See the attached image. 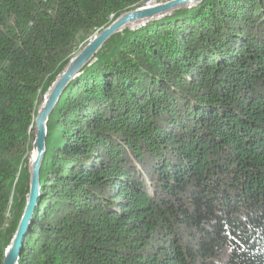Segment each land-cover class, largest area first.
Masks as SVG:
<instances>
[{
    "label": "trees",
    "instance_id": "trees-1",
    "mask_svg": "<svg viewBox=\"0 0 264 264\" xmlns=\"http://www.w3.org/2000/svg\"><path fill=\"white\" fill-rule=\"evenodd\" d=\"M153 0H0V264L36 104ZM18 264H264V0H201L111 37L47 121Z\"/></svg>",
    "mask_w": 264,
    "mask_h": 264
},
{
    "label": "water",
    "instance_id": "water-1",
    "mask_svg": "<svg viewBox=\"0 0 264 264\" xmlns=\"http://www.w3.org/2000/svg\"><path fill=\"white\" fill-rule=\"evenodd\" d=\"M200 1L201 0H154L143 6L120 14L74 54L59 72L46 94L43 95V100L34 118V137L29 157L32 151H34L35 155L29 168V189L26 194V201L20 220L4 250L2 264H18L25 234L40 193V168L46 151L47 121L66 87L81 73L85 66L90 64L98 51L111 37L122 31L127 32L133 30L148 22L172 14L178 9L189 8ZM134 23L138 25L130 28V25Z\"/></svg>",
    "mask_w": 264,
    "mask_h": 264
},
{
    "label": "rangeland",
    "instance_id": "rangeland-1",
    "mask_svg": "<svg viewBox=\"0 0 264 264\" xmlns=\"http://www.w3.org/2000/svg\"><path fill=\"white\" fill-rule=\"evenodd\" d=\"M154 1V0H153ZM156 1H166V0H156ZM152 2V1H151ZM131 28V27H130ZM122 32H124V31H122ZM121 33V32H120ZM113 37H115V36H113ZM53 82V81H52ZM52 82L50 83V85L48 86V88L51 86V84H52ZM47 91H48V89H47ZM46 91V92H47ZM46 92L45 93H43V94H46ZM42 100H43V97L41 98V100H40V102L39 103H37L36 104V112H37V110H38V107H39V105L41 104V102H42ZM36 116V115H35ZM35 118V117H34ZM34 127H35V122H34ZM33 135H34V130H33ZM31 147H32V145H31ZM30 151H31V149H30ZM30 153V152H29ZM29 156V155H28ZM27 169H28V171H27V173H28V175H29V164H27ZM24 186H25V188L24 189H29V180L28 181H26V183L24 184ZM27 193H28V191H27ZM26 193V194H27Z\"/></svg>",
    "mask_w": 264,
    "mask_h": 264
},
{
    "label": "bare ground",
    "instance_id": "bare-ground-1",
    "mask_svg": "<svg viewBox=\"0 0 264 264\" xmlns=\"http://www.w3.org/2000/svg\"><path fill=\"white\" fill-rule=\"evenodd\" d=\"M137 25H138L137 23H134V24H131L130 27H136ZM34 155H35V153H34V151H32L30 154V157L28 159L29 168H30V164L34 158Z\"/></svg>",
    "mask_w": 264,
    "mask_h": 264
}]
</instances>
